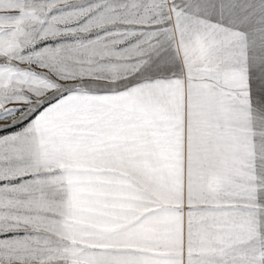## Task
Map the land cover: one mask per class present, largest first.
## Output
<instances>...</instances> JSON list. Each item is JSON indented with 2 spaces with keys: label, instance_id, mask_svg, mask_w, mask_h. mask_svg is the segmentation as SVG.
I'll list each match as a JSON object with an SVG mask.
<instances>
[{
  "label": "snow or ice",
  "instance_id": "1",
  "mask_svg": "<svg viewBox=\"0 0 264 264\" xmlns=\"http://www.w3.org/2000/svg\"><path fill=\"white\" fill-rule=\"evenodd\" d=\"M0 264H264V0H0Z\"/></svg>",
  "mask_w": 264,
  "mask_h": 264
}]
</instances>
